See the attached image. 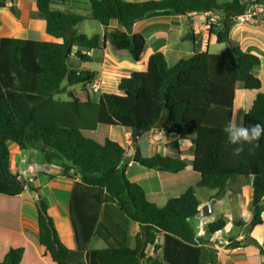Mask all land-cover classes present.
<instances>
[{
    "label": "trees",
    "instance_id": "obj_1",
    "mask_svg": "<svg viewBox=\"0 0 264 264\" xmlns=\"http://www.w3.org/2000/svg\"><path fill=\"white\" fill-rule=\"evenodd\" d=\"M14 0H0V8L9 3L19 16ZM86 6L84 15L73 5ZM264 0L242 3L239 0H37L36 17L46 21L47 34L61 42L0 38V195L18 196L27 189H38L10 169L8 143L14 142L21 151H38L46 163L62 161L61 177H80L87 187L101 190L102 202L115 203L128 219L141 227L136 247L107 245L96 255L98 264H177L171 253L184 248V264H200L208 256L216 264L214 254L197 236L192 220L200 215L201 202L194 187L182 196L171 198L160 208L146 197L144 188L132 183L127 176L126 150L110 139L112 126L129 128L133 136L157 128L179 140L191 139V161L200 176L197 188L217 191L221 197L230 182L251 178L252 221L248 232L264 223V137L259 146L245 145L240 156L233 148L225 126L233 121V104L237 83L256 92L253 105L244 116V126L264 124V90L254 74L260 67L257 56L232 45L229 38L234 20L250 7ZM84 10V9H83ZM192 12L214 13L220 25L213 26L218 43L226 49L218 54L195 52L169 67L163 52L151 54L144 71H120L114 87L105 88L93 101L87 85L99 73L89 70L70 72L68 61L74 57L93 63L89 55L105 51L111 45L115 52H125L139 63L146 52L147 41L139 23L154 18H171ZM100 23L105 31L92 37L80 33L78 25L86 20ZM117 22L122 29L113 28ZM89 52V54H88ZM69 53V56H67ZM66 82V88L62 86ZM81 86L79 90L75 87ZM71 88V89H70ZM73 88V89H72ZM168 94V101H165ZM64 95L63 98H59ZM134 161L142 167L159 172L180 173L188 163L180 158L154 155L142 156L136 148ZM54 176H51L53 178ZM39 195V193H38ZM38 211V245L51 264H70V250L61 242L49 208L39 195L35 200ZM222 217L208 223L206 233L214 235L226 227ZM235 226L243 222L234 223ZM164 234V262L147 257L146 248L155 245L157 235ZM13 234L10 246L0 264H20L26 240ZM258 245L264 257V241ZM169 243L172 247H168ZM236 242L234 247L239 246ZM197 259V260H195ZM81 264V263H75Z\"/></svg>",
    "mask_w": 264,
    "mask_h": 264
},
{
    "label": "crops",
    "instance_id": "obj_2",
    "mask_svg": "<svg viewBox=\"0 0 264 264\" xmlns=\"http://www.w3.org/2000/svg\"><path fill=\"white\" fill-rule=\"evenodd\" d=\"M86 1L79 0L77 2L84 3ZM128 1L142 2L141 0ZM219 1L228 2L231 0ZM239 1L249 3L254 0ZM36 2L37 0H14L13 3L20 11L19 16L10 10L11 3L0 8V38L61 42L48 35L46 21L36 17ZM74 7L80 9L77 12L88 14L85 11V5L77 4ZM255 7L258 13L257 21L243 24L234 20L229 38L233 46L259 58L260 67L254 70V74L261 80L262 90H264V3ZM111 27L122 29L117 22H112ZM138 27L147 41V49L141 61L136 63L127 53L115 52L111 45H108L105 51L90 53L93 63L100 65V71L95 72L105 73L108 79H111L107 71H144L149 56L158 51L164 53L168 66L172 67L180 59L191 58L195 52L208 51L210 54H218L227 47L225 43L217 42L215 33L207 24V15H203L197 20L189 15L171 18L159 17L139 23ZM100 30L97 34L102 35L105 29L103 27ZM173 32L178 35V40L175 43L170 41L169 36ZM109 81L113 84L117 82ZM256 94L253 90H246L243 83H237L232 123L244 126V116L253 105ZM109 135L111 140L118 142L126 150L127 178L132 183L142 186L147 194V199L155 203L156 206L164 207L171 198L182 196L191 187L197 190V196L201 202L199 209L211 200H216L212 209V214L216 210V216L212 221L208 220V223L224 217L227 222L223 234L240 243L239 246L233 247L226 253L214 254L216 264H264V257L260 254L259 246L254 242L263 243L264 223L255 227L251 232H248L247 229V225L252 221L250 177L230 182L224 194L219 198H213L217 191L211 190L206 196L201 197L198 195L199 188H197L200 176L194 172L191 165L193 159L191 139H180L176 146L173 142L178 139V136L154 128L143 132L138 142H135L132 130L119 126L110 127ZM8 147L10 169L22 176L20 168L22 151L14 142L8 143ZM138 147L144 157L160 155L180 158L187 161L188 168L180 173H171L142 167L134 161L135 151ZM31 152L29 150V156L32 158ZM31 158H29V164H36L35 159H37L41 161L38 165L43 166V171L28 172L30 183L39 190V195L48 205L50 217L54 221L60 240L70 250L68 257L70 264H98L96 255L107 245L127 246L130 249L136 247L141 227L131 222L117 204L102 202L101 190L85 186L79 176L71 179L61 177L63 167L62 161L59 159H54L51 164H48L42 155L34 154V160H30ZM51 176L54 177L51 178ZM37 215L35 200L30 190L27 189L15 197L0 195V261L4 259L9 250L10 237L13 234H18L23 235L26 240L23 260L20 264H23L28 258L35 261L41 260L43 264H51L43 256V249L37 242ZM193 220H196L195 223L192 222L195 227L200 220L199 216ZM239 222H243V225L235 226L234 223ZM196 232L203 243H208L203 246L215 251L212 236H208L206 230ZM165 243V235H157L155 245L160 248L155 250L153 245H148L145 251L147 257L164 262L163 246ZM170 244L169 248L172 247ZM177 250V253L176 251L171 253V259L176 261L178 255L177 264H184V258H186L184 248L179 247ZM200 264H211L209 257L203 256Z\"/></svg>",
    "mask_w": 264,
    "mask_h": 264
},
{
    "label": "built area",
    "instance_id": "obj_3",
    "mask_svg": "<svg viewBox=\"0 0 264 264\" xmlns=\"http://www.w3.org/2000/svg\"><path fill=\"white\" fill-rule=\"evenodd\" d=\"M207 15V24L209 25V28L211 29L213 26L220 25L221 19L214 13H197L192 12L189 14L191 18L197 20L199 17ZM258 19V13L256 12V7H250L243 15L238 16L235 20L241 23H254ZM89 54V52H88ZM90 55V54H89ZM107 74L101 73L97 76L96 79H94L89 85H87V89L90 95H101L105 88H109V79L106 76ZM105 83H107V87L105 86ZM43 166L36 164H31L28 167V172L35 173V172H42ZM199 221L198 224L195 226L196 231H203L206 230V227L208 225V218L202 217L201 213L199 215ZM212 243L214 244L213 247L216 251V254L219 255L220 253H226L228 250L232 249L234 247L233 240L230 238H227L223 234V230L217 231L214 235H212Z\"/></svg>",
    "mask_w": 264,
    "mask_h": 264
},
{
    "label": "rangeland",
    "instance_id": "obj_4",
    "mask_svg": "<svg viewBox=\"0 0 264 264\" xmlns=\"http://www.w3.org/2000/svg\"><path fill=\"white\" fill-rule=\"evenodd\" d=\"M76 1H79V0H76ZM142 2L144 1H149V0H141ZM73 6H76V3L73 5ZM101 28H103V26L98 23L97 21H94V20H86L84 22H82L81 24L78 25L77 29L78 31L82 32V33H85L87 34L88 36L92 37L94 34H97L99 33L101 30ZM170 36V41L172 43H175L178 39V35L177 33L173 32L172 34L169 35ZM68 66H69V71L70 72H78V71H84V70H89L90 72H95V71H100V65L98 63H89V62H83L79 59H77L76 57H74V53L71 55L69 61H68ZM107 71V70H106ZM116 72H113V71H107L109 74H110V77L111 79L109 78V80H112V81H116L117 79V76L119 75V70H115ZM109 84H110V87H109V90L110 92H116V88L114 87V84L112 82L109 81ZM62 86L64 87V89H68L66 88V82L64 81ZM105 86L107 87V83H105ZM81 88V86H77L75 87L76 90H79ZM71 89V88H70ZM73 89V88H72ZM92 100L93 101H96L100 95H97V96H94V95H90ZM64 95H60L59 98H63ZM237 107V105H236ZM238 108V107H237ZM236 109V108H235ZM236 112H237V109H236ZM32 158L30 160H34L33 159V155H38V156H41L40 153L38 151H32ZM30 153V154H31ZM37 161V163L39 164L41 161L35 159ZM209 190L207 189H202V188H199L198 190V195L201 196V197H204L206 196L209 192ZM216 216V210L213 214H211L209 217H208V220L209 221H212L214 219V217ZM196 220H192L191 222H194L195 223ZM229 238V237H227ZM231 240H233V244L235 245L236 240L230 238ZM23 264H43L41 260L39 261H35L34 259H31V258H28V260L24 261Z\"/></svg>",
    "mask_w": 264,
    "mask_h": 264
},
{
    "label": "clouds",
    "instance_id": "obj_5",
    "mask_svg": "<svg viewBox=\"0 0 264 264\" xmlns=\"http://www.w3.org/2000/svg\"><path fill=\"white\" fill-rule=\"evenodd\" d=\"M228 140L233 148V155L240 156L245 151V145L259 146V141L264 137V124L255 123L249 126H240L231 121L225 126Z\"/></svg>",
    "mask_w": 264,
    "mask_h": 264
},
{
    "label": "water",
    "instance_id": "obj_6",
    "mask_svg": "<svg viewBox=\"0 0 264 264\" xmlns=\"http://www.w3.org/2000/svg\"><path fill=\"white\" fill-rule=\"evenodd\" d=\"M67 56H69V53H67ZM165 101H168V94H165ZM142 134V133H141ZM141 134H135L134 135V141L135 142H138ZM22 154V159H21V171H22V178L23 180L27 183V185L30 183V179H29V176H28V167H29V150L26 149V150H23L21 152ZM32 197L34 200H38L39 198V195L36 191H33L32 192ZM216 200L213 199L211 200L207 205L203 206L200 208V212H201V216L202 217H205V218H208L211 214H212V209H213V205L215 204Z\"/></svg>",
    "mask_w": 264,
    "mask_h": 264
}]
</instances>
